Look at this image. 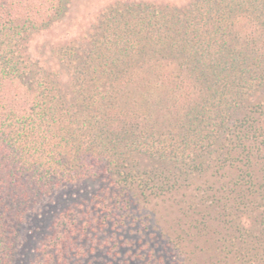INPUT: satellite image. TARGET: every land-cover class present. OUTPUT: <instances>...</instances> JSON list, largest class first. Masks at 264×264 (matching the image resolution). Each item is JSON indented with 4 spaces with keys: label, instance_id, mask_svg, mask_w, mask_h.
I'll return each instance as SVG.
<instances>
[{
    "label": "trees",
    "instance_id": "trees-1",
    "mask_svg": "<svg viewBox=\"0 0 264 264\" xmlns=\"http://www.w3.org/2000/svg\"><path fill=\"white\" fill-rule=\"evenodd\" d=\"M0 0V264H264V0Z\"/></svg>",
    "mask_w": 264,
    "mask_h": 264
},
{
    "label": "rangeland",
    "instance_id": "rangeland-1",
    "mask_svg": "<svg viewBox=\"0 0 264 264\" xmlns=\"http://www.w3.org/2000/svg\"><path fill=\"white\" fill-rule=\"evenodd\" d=\"M116 0H72L68 15L62 23L36 37L32 42V53L37 56L40 49H45L49 42L70 37L89 26L93 17L103 6ZM150 1V0H149ZM164 2L185 3L187 0H153ZM264 92H262L263 95ZM86 193V189H69L43 200L34 213L25 222L23 244L16 264H31L36 256V247L40 238L52 225L54 217L75 196Z\"/></svg>",
    "mask_w": 264,
    "mask_h": 264
}]
</instances>
